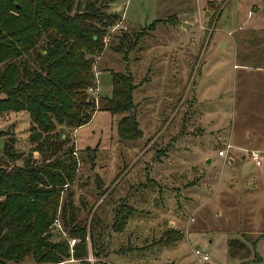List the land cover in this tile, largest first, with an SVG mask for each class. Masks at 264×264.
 Instances as JSON below:
<instances>
[{
  "label": "rangeland",
  "instance_id": "rangeland-1",
  "mask_svg": "<svg viewBox=\"0 0 264 264\" xmlns=\"http://www.w3.org/2000/svg\"><path fill=\"white\" fill-rule=\"evenodd\" d=\"M86 1L73 0V12L84 9ZM102 4L107 12L122 16L112 36L126 24L128 32L141 37L129 48L116 46V40L106 43L105 52L94 59L93 83L99 94L96 99L88 96L98 110L88 124L71 131L78 171L73 183L62 189L61 199L70 194L79 219L87 223L96 211L94 232L106 253L101 263L264 264V0L96 1V6ZM111 70L131 71V112L142 132L135 140L119 138L120 114L100 110L111 94ZM19 117L24 120L21 127L9 120L8 132L16 139V151L26 154L32 147L30 121L27 125L24 112ZM244 130L251 133L248 138ZM230 136L233 144L243 140L258 147L261 165L239 151L233 163L220 157L218 151L225 149ZM150 138L152 147L138 158ZM172 138L179 140L167 144ZM3 146L0 136V154ZM162 148L168 151L165 155L155 154ZM78 150L85 159L80 160ZM151 157L164 159L163 170L170 174H153L161 197L156 194L157 202L148 207L144 201L152 194L144 183ZM95 174L102 180L99 191L93 184ZM130 184L144 185L142 205L131 202L142 209L115 232V209L126 199ZM172 219L183 237L165 244L160 239ZM236 242L244 243L246 250L237 253ZM195 249L208 260L199 262ZM255 254L261 260H254ZM72 259L70 263L86 264Z\"/></svg>",
  "mask_w": 264,
  "mask_h": 264
},
{
  "label": "trees",
  "instance_id": "trees-1",
  "mask_svg": "<svg viewBox=\"0 0 264 264\" xmlns=\"http://www.w3.org/2000/svg\"><path fill=\"white\" fill-rule=\"evenodd\" d=\"M96 1L87 0L84 9L73 12V0H0V119L26 112L32 143L26 154L20 153L15 149L14 135L8 129L0 132L4 136L0 154V264H64L71 258L90 264L89 242L93 264L97 260L105 264L99 259L106 256L105 246L94 232L96 211L89 223L79 219L71 195L64 200L61 192L65 184L73 183L78 171L71 131L88 124L98 110L87 92L93 85L95 57L105 52L106 43L113 45L116 40V46L129 48L141 36L128 32L126 24L120 26L119 35L112 36L122 16L107 12L103 4L96 6ZM111 86L110 96L104 97L107 103L100 104V110L121 115L120 139L140 138L139 123L131 112L132 75L128 70H111ZM84 151L93 159L89 148ZM78 154L80 160L85 159L81 150ZM93 184L97 191L102 188L95 179ZM105 192L102 190L101 196ZM125 198L115 209L111 226L115 232L122 231L136 211ZM56 221L66 237L56 229ZM182 237L180 230L168 228L160 240L173 244ZM71 238L76 239L72 253ZM236 245L237 253L246 250L244 243ZM254 260L261 257L255 254Z\"/></svg>",
  "mask_w": 264,
  "mask_h": 264
},
{
  "label": "crops",
  "instance_id": "crops-1",
  "mask_svg": "<svg viewBox=\"0 0 264 264\" xmlns=\"http://www.w3.org/2000/svg\"><path fill=\"white\" fill-rule=\"evenodd\" d=\"M243 66H245V65H243ZM263 71H264V69H263ZM130 73H131V71H130ZM248 78H249V76L247 77V79ZM19 114H23V112H20V113L19 112L18 113H10V114L6 115V117L1 118L2 120H0V132L1 131H6L8 129V125H9V122H10L9 120H14V121H11L10 124L11 123H15V124H17V127L18 128L21 127V125L23 124L22 122L24 120L19 117ZM24 114L28 117V114L26 112H24ZM24 119L27 120V125H28L29 124V119L28 118H25V117H24ZM78 129L79 128H76L75 130L77 131ZM243 133H244V138H248L251 135V133H249L248 130H244ZM179 138H178V140H179ZM229 139H231V140H229ZM229 139L227 140V142L225 143V145L226 144H230L232 146V148H230V149L227 150L225 157L229 158V161L231 163H233V161H234L233 160L234 159L233 158L234 157V152H237V151L242 152L244 154V155H242V157L245 158L247 156L246 155L247 154L246 153L247 152L246 150H248V149L261 151L258 147L249 145V142H247V141L241 140V141H238L235 144H233V142H232L233 136H230ZM178 140H173V138H172V140H170L167 144H171V143L173 144L174 142L176 143V142H178ZM151 141H152V138H150V139H148V140L145 141L146 144L148 143L150 146H148V144H147L145 146V148H144V151L138 153V155H137L138 158L142 155V153H143V155L144 154L147 155V153H146L147 150L152 147V143H150ZM234 150H236V151H234ZM167 152L168 151H166L165 148H164V150L162 148V149H160L159 152H158V150H156V153L155 154H157V155H159V154L160 155H165V153H167ZM220 157H222V156H220ZM165 160H166V162L169 161L168 159H165ZM163 162L165 163L164 159H162V158H154V157H151L150 162H148L149 170L146 171L148 173V178L146 179V183H144L145 184V187H148L149 190L151 189V194H152L151 196H149L147 198V201L148 202L147 201L146 202L144 201V205H148V207H150V202L155 203L158 200V196H159V198L161 197V188L157 185L156 179L153 177V174L154 175H159L160 177L161 176H167L168 174H170L169 171L166 170L165 168L163 170V167H164V163ZM184 171H185V169L182 172H180V174H183ZM138 184L141 185L143 183L142 182H138ZM132 186H133V184H130V188H129V190L127 191V193L125 195L127 197L128 203L132 207H134L136 210H137V208L142 209L141 206H139L140 204L142 205V203H140V201L142 199L140 197V195L143 194L142 192L145 190V188L143 186H140V188H136V187H134V186L132 187ZM156 194L158 195L157 197H156ZM213 197H214V194H213V196H210L211 199ZM250 197H253V199L255 200V197L253 195L252 196H249V198ZM133 200L135 202L140 203V204H132L131 202ZM135 213H136V211L134 212V214ZM217 214H220V213L218 212ZM168 222H169V227L170 228L178 230L177 229L178 228L177 222H175L174 219H172V220H170ZM186 233H188V231H186ZM70 262L71 261H69L68 263L66 262V263L67 264H73V263H70ZM74 262L77 263V261H74ZM168 264H170V263H168Z\"/></svg>",
  "mask_w": 264,
  "mask_h": 264
},
{
  "label": "built area",
  "instance_id": "built-area-1",
  "mask_svg": "<svg viewBox=\"0 0 264 264\" xmlns=\"http://www.w3.org/2000/svg\"><path fill=\"white\" fill-rule=\"evenodd\" d=\"M251 15H252L251 11H249L248 12V16L251 17ZM95 75L97 76L98 73L96 72ZM87 92H88L89 95H91L92 97H94L96 99V97L99 94V88L97 86V82L93 83V85L89 86L87 88ZM230 148H232V146L230 144H226L225 145V149L218 151V155L222 156V157H225L227 150L230 149ZM247 154L253 161H255V163L257 165H261V163H262V155H261L260 151H258V150H249V151H247ZM73 155H75L77 157V151L76 150L73 151ZM66 186H67V184L64 185V187H66ZM55 227H56L57 230H59L62 233L63 237H66L65 232L63 231L62 227L58 224L57 221H56ZM68 242H69L70 252L72 253L73 252V246H74V244L76 242V239L75 238L68 239ZM194 254H195V256H197V259H198L199 262L200 261L205 262V261L208 260V256L206 254L202 253L199 249H195L194 250ZM59 264H61V263H59Z\"/></svg>",
  "mask_w": 264,
  "mask_h": 264
},
{
  "label": "water",
  "instance_id": "water-1",
  "mask_svg": "<svg viewBox=\"0 0 264 264\" xmlns=\"http://www.w3.org/2000/svg\"><path fill=\"white\" fill-rule=\"evenodd\" d=\"M185 24V23H184ZM186 25V24H185ZM102 182L101 177L99 174H95V183L99 185Z\"/></svg>",
  "mask_w": 264,
  "mask_h": 264
}]
</instances>
